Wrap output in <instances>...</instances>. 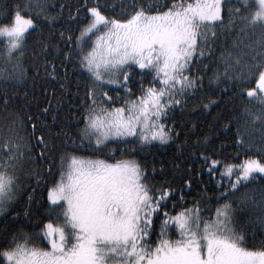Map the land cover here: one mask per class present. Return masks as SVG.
Segmentation results:
<instances>
[{"label":"snow or ice","instance_id":"6c2138e0","mask_svg":"<svg viewBox=\"0 0 264 264\" xmlns=\"http://www.w3.org/2000/svg\"><path fill=\"white\" fill-rule=\"evenodd\" d=\"M66 7L68 23L76 22L78 31L56 27L63 23ZM5 12L0 105L7 107L15 99V93L8 94L9 85L27 82L22 58L30 32L39 33L34 55L50 50L61 63L73 61L86 73V84L80 116L73 113L83 123L76 136L61 133L58 175L46 185L40 226L31 233L5 230L0 264H264V242L246 246L237 220L238 209L252 201L241 188L264 179V157L247 154L233 163L201 148L204 170L223 189L217 192L215 209L201 208L200 201L177 208L173 201L170 211L167 201L176 189L147 182L134 156L109 162L80 154L114 153L110 138L121 153L129 151L124 147L129 141L132 151L137 144L168 141L172 125L163 121L186 97L203 91L204 74L210 83L229 82L228 91L242 102L230 120L236 124V144L251 153L259 133V151L264 152V0H106L104 6L97 0H12ZM53 33L57 40L50 45ZM232 33L231 43L216 55L214 44ZM210 57L215 59L211 71L203 63ZM32 66L34 75L57 76L54 60ZM137 71L141 77L133 93L130 83ZM109 86H119L123 94L109 95ZM202 101L204 109L216 103L212 96ZM40 124L39 116L27 118V139L17 127L0 135V210L22 187L30 188V205L44 173L52 170V145ZM25 163L36 167L25 171ZM22 176L32 183L22 185ZM189 183L183 180L184 186ZM178 200L183 205L182 191ZM254 203L262 209L256 219L264 224V195Z\"/></svg>","mask_w":264,"mask_h":264},{"label":"trees","instance_id":"16d2710c","mask_svg":"<svg viewBox=\"0 0 264 264\" xmlns=\"http://www.w3.org/2000/svg\"><path fill=\"white\" fill-rule=\"evenodd\" d=\"M10 2L12 0H0V23L7 22L5 9ZM51 2L52 0H49V3ZM63 2L74 4L75 0H63ZM97 3L104 6L106 0H97ZM64 11L63 23L57 24L56 27L78 31L76 22L68 23V8L66 7ZM106 14L110 15L111 13ZM32 15L35 17V11L32 12ZM44 23L46 24V22ZM225 23L227 24V19ZM38 35V32L29 33L23 53V63L28 69L27 82L19 86L9 85L8 94L11 96L12 93H15V99L7 107L0 105V135L12 127H17L27 139L29 135L26 127L27 118L31 116L35 120L39 116L40 128L48 134L49 143L52 145V149L48 152V156L52 160V170L44 173L41 184L35 188L30 205L27 203L30 188L22 187L17 193L16 199L6 209L0 210V236L3 235L5 230L9 232L23 230L31 233L39 228L40 211H43L46 185L54 182L55 176L58 175L57 161L63 140L61 133L70 132L73 136H76L79 126L83 123L82 120L77 122L73 118V113L77 117L80 116L79 106L85 93L86 73L83 69L75 67L71 60L61 63L58 57L52 56L50 50L40 52L39 57L34 55L35 37ZM234 35L232 33L231 35L221 36L213 46L216 55H219L224 48L228 47ZM44 36H48L47 28L44 29ZM40 39L43 40L44 37H40ZM56 40L57 34L53 33L48 39V43L54 45ZM60 43L62 46L63 41ZM36 51H39V49H36ZM45 59L54 60L57 66L56 77L48 76L44 71L34 75L33 62L42 64ZM203 63L210 65L209 71L215 68L214 57L204 60ZM196 66L201 67L200 65ZM200 74L202 73H197V75ZM140 77L141 74L137 71L132 78L130 87L133 93L139 88ZM144 82L147 83V80ZM61 84H63V88L60 87ZM229 87L230 84L226 80L210 83L207 74H204L203 91L196 93L195 97H186L185 102L174 107L169 112L168 118L163 121L168 125H172V132L170 133L172 138L168 141L163 143L151 141L143 147L137 144L135 145V151H132L133 143L129 141L124 145L129 151L121 153L120 146L110 139L111 147L116 149L114 153L105 150L101 152L85 151L80 154L99 156L109 162L134 156L145 170L147 182L156 185L161 183L171 184L176 189L175 195L167 201L170 211L173 208V201H176L177 208L181 206L188 207L190 204L194 205L197 201H200L201 208L207 205L214 210L217 203V192H222L223 189L219 188L213 177L204 170L203 161L199 157L200 149L208 148L218 152L220 160L233 163H238L240 157L247 154L264 157V152L259 151V133L254 134L256 138L253 141L251 153H248L246 148H241L236 144V124L231 123L230 120L238 115L242 102L239 96H233L232 92L228 91ZM105 90H109V95L113 97L117 92L123 94V90L119 86H109ZM208 96H212L216 103L204 109L202 107L204 102L202 97ZM46 105L49 107L48 111L44 113L43 109ZM225 124H228V127H224ZM28 167L35 168L36 164L25 163L24 170L26 171ZM184 179H189L188 186L183 185ZM21 182L22 185L32 183L23 176ZM181 191L184 196L183 205L178 200ZM241 192H247L252 197V201L238 209V225L243 227L245 231L246 246H259L264 242V224L256 219V215L262 209L254 202L259 201L260 197L264 195V179L257 178L241 188ZM25 207H28L27 216L25 215ZM13 213H16L15 217H13ZM202 214L207 215V211ZM154 239H156L155 234L153 235Z\"/></svg>","mask_w":264,"mask_h":264},{"label":"rangeland","instance_id":"374dc122","mask_svg":"<svg viewBox=\"0 0 264 264\" xmlns=\"http://www.w3.org/2000/svg\"><path fill=\"white\" fill-rule=\"evenodd\" d=\"M110 139H112V138H110ZM157 142H160V141H157Z\"/></svg>","mask_w":264,"mask_h":264}]
</instances>
